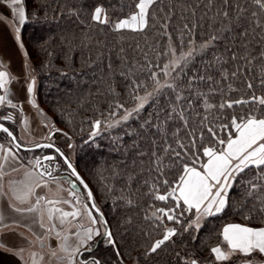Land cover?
Here are the masks:
<instances>
[{
  "label": "snow or ice",
  "instance_id": "obj_1",
  "mask_svg": "<svg viewBox=\"0 0 264 264\" xmlns=\"http://www.w3.org/2000/svg\"><path fill=\"white\" fill-rule=\"evenodd\" d=\"M31 2L43 8L39 0ZM27 4L28 0H0V22L15 23L14 38L26 59L29 54L22 41L21 26L30 17L36 18V12L29 13ZM134 8L127 17L112 21L106 9L98 5L94 7L91 19L110 26L114 32L139 34L144 41V47L139 41L134 47L130 45V55L121 47L117 55L118 69L109 61L107 74L108 92L114 97L120 96L114 83L119 76L123 80L125 95L135 102V107L131 109L125 106L126 100L115 99L114 103H109V108L113 109L109 112L110 116L117 115L116 110H123L124 114L116 121L117 124L128 121L134 115L139 117L149 104L154 106V111L142 118L139 125L142 132L139 134H159L160 141L152 140L150 153L139 154L150 155V163L154 166L150 171L157 173L149 194L166 206L152 213L158 221L157 228H164V231L162 238L152 242L148 250L156 253L177 235L178 229L167 227L165 221L182 225L185 232L199 231L201 220L223 213L229 204L230 191L237 183H243L244 193L238 203L241 210L247 209L243 219L251 221L254 215L259 216L262 226L227 223L219 232L222 239L210 248V262H202L192 256L185 259L184 264H224L228 261L233 264H264V259L257 260L253 255L264 256V0H135ZM198 57H208L201 60L202 68L195 67ZM0 67L3 65L0 64ZM14 79L16 77L8 71H0V89L4 90V95H0V105L7 103L12 108L18 107L8 98V85ZM35 82L32 78L26 91L29 94L28 103L38 108L35 100L30 98ZM161 97L165 99L162 101ZM12 118L11 114L0 117L4 120ZM24 123L27 125L26 119ZM101 123L100 120L93 123L96 131L90 134L92 137L98 134ZM0 132L10 137L9 143L13 145L7 147L0 144L2 179L6 174L3 171L5 164L10 160L20 162L13 147L20 149L21 145L15 143L16 136L3 124H0ZM37 147L54 149L63 157L71 175L86 190V200L82 201L76 195L77 186L73 183L70 195L74 203L37 197L36 203L27 208L18 207L11 200L8 207L20 215L39 214V219L33 223H38L47 233L55 231L58 238L61 232L56 231L54 221H59L64 230L59 252L65 255L58 256L57 250L52 249V257L66 260L67 264H102L95 256L90 259L80 257L83 252L92 251L89 242L94 236H103L106 245L115 249L119 259L121 254L108 221L96 205L88 184L69 158L54 143ZM44 159L52 161L55 157L45 156ZM40 163L39 159L35 161L37 166ZM246 172L252 173L250 179H237ZM40 175L51 176V172L45 169ZM169 175L171 178H168ZM34 194V188L27 186L26 191L13 190L12 199L24 204ZM41 200H45L47 228L40 208ZM59 203L71 204L73 210L68 212L54 206ZM186 213L192 218H186ZM80 217H84L89 226L80 223L78 230L72 234L74 243H69L71 236L64 226ZM5 220L0 211V225L11 231ZM36 238L43 247L44 237L37 235ZM23 251L21 248L20 252ZM38 255L35 252L30 254L32 264H40L43 260V256L38 259ZM119 264H123L122 259Z\"/></svg>",
  "mask_w": 264,
  "mask_h": 264
},
{
  "label": "trees",
  "instance_id": "obj_2",
  "mask_svg": "<svg viewBox=\"0 0 264 264\" xmlns=\"http://www.w3.org/2000/svg\"><path fill=\"white\" fill-rule=\"evenodd\" d=\"M39 3L43 8L28 0V11H35L36 18L30 17L21 26L22 41L28 58L33 61L31 70L36 81L35 99L53 116V124L59 132L67 133L69 139L64 138V143H58L55 137L51 143L70 158L64 144L71 142L74 158L69 160L91 189L121 254L118 259L115 249L106 245L105 240L99 241L95 247L96 240L93 251H85L80 259L95 256L102 264H119L120 259L123 264H184L185 259L195 256L202 262H210V248L222 239L219 232L223 225L250 223L253 227L262 226L259 216L254 215L251 221L243 219L247 209L241 210L238 203L244 193V184L237 183L230 191L225 211L204 218L199 231L185 232L182 225L165 221L167 227H176L178 233L156 253H151L149 245L162 238L164 231V228H157L158 221L152 213L166 205L149 194L157 173L150 171L154 167L150 163V155L141 156L139 153H150L152 140L159 142L160 135L142 136L139 125L142 118L154 111V106L147 105L139 117L134 115L126 122L102 129L109 122L107 119L124 114L123 110H116L117 115L110 116L109 112L113 109L109 108V103H114L115 99L126 100L127 108L135 107V102L125 95L123 80L119 76L114 83L120 96L117 98L108 92L107 64L111 61L118 69L117 55L121 47L130 55L137 41L141 47H144V41L139 34L114 32L110 26L91 19L92 11L98 5L106 9L112 21L125 18L135 10V0H39ZM207 58L198 57L195 67L202 68L201 60ZM20 111L19 106H0V117L8 114L13 117L12 120L0 119V124L8 127L19 144L25 146L17 132ZM96 120L102 122L101 129L92 137L90 134L96 131L93 128ZM0 143L11 147L3 132H0ZM40 151L42 149L18 152V155L24 163H28L30 155L38 156ZM251 177L252 173L246 172L237 179L247 181ZM145 181L148 183L145 184ZM185 217L192 218L187 213ZM253 255L257 260L264 259V256Z\"/></svg>",
  "mask_w": 264,
  "mask_h": 264
},
{
  "label": "crops",
  "instance_id": "obj_3",
  "mask_svg": "<svg viewBox=\"0 0 264 264\" xmlns=\"http://www.w3.org/2000/svg\"><path fill=\"white\" fill-rule=\"evenodd\" d=\"M9 19H11V17H9ZM14 37L15 23L9 25L0 22V64L3 65V67H0V71H8L11 76L16 77V79L12 80L8 85V98L11 99L14 104L22 107L27 103L29 96L26 91L27 68H25V57L22 50L18 47ZM2 95H4L3 89ZM4 105L8 104L5 103ZM24 117L23 114L19 126L25 130ZM6 146L10 147L8 145ZM0 155H2V153H0ZM13 169L17 170L13 171ZM3 171L6 174L0 179V191L3 192V195L0 196V211H2L6 217L4 223L8 224L12 230L10 231L0 225V245H4L3 247H0V264H32L30 254L33 252L39 254L37 257L38 259L39 256H43V260L40 261V264H67L66 260H59L50 255L52 249L57 250L58 256L65 255L64 253L59 252V245L62 242L64 230L61 228L58 220H55L54 222L57 225L56 231L61 232V237L59 238L55 235V231L47 233L45 229L39 227L38 223H33L34 220L39 219V214L32 213L20 215L8 207V203L11 200L16 206L27 208L36 203L37 197H46L48 200L63 201L64 193L62 184L53 182L41 176L37 172L33 163H24L21 158L20 162L10 160L9 163L5 164ZM36 184H40L41 186L35 187ZM27 186L33 187L35 190V194L29 197L27 203L20 204L18 201L12 199L13 190L18 192L26 191ZM44 205L45 200H41L40 208L44 213V223L47 228L49 222ZM54 206L61 208L64 211L71 212V209L68 210L63 208L61 203ZM48 207H53V205H48ZM69 219L71 220V218ZM73 222L74 220H72L70 225L64 226L67 228L68 234L71 236L69 243H74L75 237L72 236V234L78 230L79 226L75 224L77 230L74 229L72 226V224H74ZM37 235L44 237L43 247H41V241L36 238ZM21 248L24 249L23 253L20 252Z\"/></svg>",
  "mask_w": 264,
  "mask_h": 264
},
{
  "label": "rangeland",
  "instance_id": "obj_4",
  "mask_svg": "<svg viewBox=\"0 0 264 264\" xmlns=\"http://www.w3.org/2000/svg\"><path fill=\"white\" fill-rule=\"evenodd\" d=\"M24 45H25V43H24ZM25 49H27L26 45H25ZM25 60H26V64L28 65V67L26 69V72H27V78L26 79H27V85H28V83L31 81V79L34 78L32 70H31V66H32L33 61L30 60L29 58H27V59L25 58ZM27 85H26V88H27ZM35 93H36V83L34 85V91H33L30 98L34 99L36 104L38 105V103L35 99ZM1 95H2V91H1ZM28 99H29V96H28ZM19 107H20L21 111H20V115H19L18 124H20L23 114L25 116L24 121H25V119L27 120V125H25V130L22 129V127H20L19 125L17 128L18 137H19V140L21 141V143H23L25 145H34L37 143L45 142L46 139L48 140V135L51 132H53V135H52L53 137L51 136L52 138L51 139L49 138V140H51V141H53L55 138H57L59 140L58 143H64V141H65L64 138H66L67 140L69 139L68 136L67 135L65 136L64 133H62L61 131L60 132L56 131V129H58V128L55 124H53L54 123L53 122V116L50 113H48V111L46 112L45 108H42L39 105H38V108H34L30 103H28V101H27V103L24 104V106H22V107L19 106ZM41 113H43V114H41ZM122 115H120L116 118H112L111 120L107 119L109 122H107L102 129H108L109 125H113V126L118 125L116 123V121L119 120ZM69 145H71V142H70V144H68V142L66 141L64 144V150L68 152V155L70 157L69 159H73L74 158L73 148H72V145H71V147ZM43 152L47 153L50 151H49V149H42V151L38 152V154H39L38 156L37 155L36 156L30 155L29 162L33 163L35 165L34 161L36 159L40 158L41 155L43 154ZM59 161L64 166V167H60V170L63 169L66 171L67 168L65 167L63 162L60 159H59ZM60 183L62 184V187H63V193H64L63 200L73 201V203H74L73 196L70 195V192L72 190L67 187V185H66L67 182L66 183L64 182L65 184L63 182H60ZM79 188H80L79 192H76V195L79 196L82 201H84V200H86V193L82 187H79ZM61 206L65 209H68V210L71 209V211L73 210V207L71 204L61 203ZM202 221H203V219L201 220V222ZM73 223L74 224H72V226L74 227V229H76L75 224L79 225L80 223H83L85 227L89 226L87 220L84 217H80L77 220H74ZM96 227H99V225H97ZM101 231H103L102 228H101ZM99 237L100 236H94L93 241L89 242L91 244V246H93V244L95 243L96 240L99 239ZM102 240H105V239H102ZM133 264H136V263H133Z\"/></svg>",
  "mask_w": 264,
  "mask_h": 264
},
{
  "label": "water",
  "instance_id": "obj_5",
  "mask_svg": "<svg viewBox=\"0 0 264 264\" xmlns=\"http://www.w3.org/2000/svg\"><path fill=\"white\" fill-rule=\"evenodd\" d=\"M5 135H6V137H7V134L6 133H4ZM53 135V132H51L50 134H49V136H48V140H49V138L51 137ZM8 138V140L9 141H11V138L10 137H7ZM15 143H19L18 141H17V139H16V141H15ZM47 143H50L49 141H45V142H41V143H39V144H36V145H33V146H23V145H21V148L20 149H15L14 147H13V151H15V152H34V151H37V150H39V149H43V147H37V145H43V144H47ZM11 144V143H10ZM13 145L11 144V147H12ZM49 149V148H48ZM51 151H52V153H50V154H47V155H43V156H41L40 158H38L39 160H40V165L39 166H37L36 164H35V166H36V170H37V172L40 174L41 172H44V170H42V168H43V166H45V164H47L48 163V171H50L51 172V176H49V175H43V177H45L46 179H49V180H53V179H55V177H53V172H54V168L52 167H50V162H53L54 160H52V161H47V160H45L44 159V157L45 156H54V157H58L62 162H63V164H64V160H63V157H61L58 153H56L55 152V150L54 149H50ZM37 160V159H36ZM35 160V161H36ZM35 161H34V163H35ZM65 165V164H64ZM65 167L67 168V166L65 165ZM57 179H64V180H66L67 182H68V188L69 189H71L72 190V184L74 183V184H76V192H79V187H82L83 188V186L82 185H80L79 184V181L76 179V177L75 176H73V175H71V170L70 169H68L67 168V173H64V174H62L61 176H59V177H57ZM83 190L85 191V193H86V190L83 188ZM95 214V213H94ZM102 239H104L103 238V236H100L99 237V239H98V241L96 242V244H95V247L97 246V244L99 243V241H101ZM95 247H94V249H95ZM92 251H93V249H92Z\"/></svg>",
  "mask_w": 264,
  "mask_h": 264
},
{
  "label": "flooded vegetation",
  "instance_id": "obj_6",
  "mask_svg": "<svg viewBox=\"0 0 264 264\" xmlns=\"http://www.w3.org/2000/svg\"><path fill=\"white\" fill-rule=\"evenodd\" d=\"M49 136V135H48ZM52 137H50V139H51ZM46 141H49L50 143L52 142L51 140H47L46 139ZM43 149H48V148H43ZM49 151L50 152H47V153H44L43 152V154L41 155V156H43V155H47V154H50V153H52V151L49 149ZM50 167L52 168H54V172H53V177H55V179H53V180H51V181H53V182H58V183H60V182H67L66 180H64V179H57V177H59V176H61L62 174H64V173H67V169H66V171L65 170H60V167H63V165L61 164V162L59 161V158L56 156L55 157V160L53 161V162H50ZM48 163L47 164H45V166H43V168H42V170H44L45 171V169H47V171H48ZM65 169V168H64ZM64 183V184H65ZM66 185H67V187H68V183H66ZM98 241V240H97ZM96 244V243H95Z\"/></svg>",
  "mask_w": 264,
  "mask_h": 264
}]
</instances>
